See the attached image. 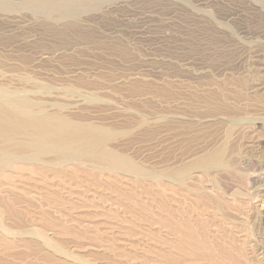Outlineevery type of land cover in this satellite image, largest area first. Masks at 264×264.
<instances>
[{
    "label": "rangeland",
    "instance_id": "374dc122",
    "mask_svg": "<svg viewBox=\"0 0 264 264\" xmlns=\"http://www.w3.org/2000/svg\"><path fill=\"white\" fill-rule=\"evenodd\" d=\"M16 1L17 0H12L14 4L16 3ZM19 1L20 0H18L17 3L15 4L19 7L17 8L13 4L14 7L12 11L0 10L1 25L4 19L6 20V22L5 20L4 22L8 23L6 27L5 26L3 27V25H6L5 23H3L2 26L0 25V30H4L5 28L4 31H6L5 33L3 31H0L1 34L0 51L2 49L0 53L1 54L0 58L2 57H3L2 59L6 58L5 65H2L3 67L0 66V69L4 70L9 66L11 72L10 70L8 71L7 68L6 71L4 70V74L7 75L8 74L7 71H8L9 74L14 73L13 75L19 78V74H21V72L23 73V71L24 73H26L29 68V70L31 71H28L26 74L36 84L37 83L39 84V82L41 83L43 80L44 82H42V84L49 85L50 92L49 89L47 90L48 94L45 91H39L38 93L40 95L42 93L40 97L42 99H46V95L49 96L52 94L49 97L54 98V100L56 99L55 101H61V103L65 107L66 104L64 103H67V108L65 107L63 108L62 105L61 109L64 113H65L64 110H66L65 114H67L68 116L71 117L73 116V118L76 117V119L79 118L82 120L85 119V116L87 117L89 116L90 118L92 117L91 120L90 118L87 119L89 121L94 122V120L96 119L98 120V122H100L102 120L103 122L101 123L106 126L110 125L111 123L110 127H113L114 126L113 123H114L115 128H119V129H123V128L125 129L127 128V126L128 128H130L131 126L133 130L131 134L133 136L132 135L122 136L118 140L119 141L118 143L115 142L116 145H118V147L117 146L116 147L118 149L122 147L121 149L123 152L125 150V153L135 158V160L137 159L136 161L139 160V163L142 162V165L146 167L149 166L150 168H153L152 166H154V169H157L160 166H163L164 164L167 163L178 164L181 162L182 159L184 160L187 159V157H189V153L192 152L191 154H195L198 151H200L202 148V144H204L203 145L204 147L205 146L207 147L208 145H212V141L214 140V138H216L215 140L219 138L217 142L221 141L220 139H222V136H219V133H221L220 130H222V134H223L224 131L223 129L225 128L224 124H226L228 120L225 121L224 119L225 117L224 118L222 117L223 118L222 119L221 116L219 117L216 116V114L223 115L221 110H220L221 112L219 111V114L217 113L218 112L217 110H216L217 112H215V110H211L212 111L211 115L213 114L212 117L209 114L210 112L207 111L208 109H206L205 103L203 102L204 106L201 104L202 99L203 101H205L206 97L208 96V93L216 90L213 89L215 86H218L220 88V86L217 85L219 83L220 84L223 83L221 84L223 88H221L220 90L223 89L224 91L226 89L225 92H227L229 88L230 91L233 88H238V89H233L234 92L232 91L230 93L229 92L227 93L228 100L226 101L227 104L230 105V103L233 104V101L235 102L236 99L237 105L236 103L233 105L237 106V108L240 109V111L241 108L239 107H242V111L236 117L238 118L240 117L241 120H243V122L240 119H238V122L235 125V128L238 130H233L231 133L232 137L237 136L238 139L236 137H233V139L232 137H230L231 139L229 140V144L230 142H232L231 140H233L234 142V143L232 142L233 145H231L232 143L230 145L233 146V148H235L233 153V148L230 146L231 153L229 154L232 157L230 158L231 159L230 161H233L234 164V161L236 159H237L236 161L240 160L239 161L240 163L238 164L240 165V168L242 170L239 169L240 170L239 172L237 169V167L239 168V165L234 166L237 164V162L235 161V164L233 165L232 168L235 167L234 169L237 172L234 171V169L232 168H230V171L229 169H222L223 171L221 169H212L210 171H214V172L212 173L209 171L210 175L207 174L208 172L205 173L204 179H202V182L204 180L203 184L204 185L208 184V187L201 184L198 185V183L195 182V184L198 186L201 185L207 189H211L210 193H212L213 190V194L216 193L218 196L221 194L219 198V200H223L221 204H219V200L218 201L215 200L214 202L211 201L210 203V205L212 204V202L213 204L215 203L214 205L213 204L211 205L213 206L212 208H216V206H218L219 204L218 207L220 210H218V212L220 211L219 212L220 214L218 215L217 212L218 208L216 210L213 209L215 210V213L211 210H210L211 212L206 210V211H202V213L200 214L198 213V210H195V208H197L196 206H194L195 204L189 205L190 203H192L191 201H189V199L187 200V198L184 197L183 199L181 198V196L180 199L179 195L177 194L175 195V197L174 195L170 194L169 195L170 200H172L171 198H173L172 200L173 202H170V200L169 202L171 204L170 206H173L176 203V201L179 202L180 200H182L180 202L181 204L184 203L185 206L189 205L186 206L187 208L191 206L190 207L191 209L190 208L189 209L194 213L195 216H193L192 213L193 217H196L197 214L199 218L200 217L199 215H201L202 221L204 220L203 225H205L210 230V232L215 231L213 234H215V236L219 239V241H221L220 243L216 244L218 246L216 248H221L224 239L231 240V235L230 234L228 235L229 229H232L231 232H234L235 228H237L239 234H237L238 231L236 229L235 233L238 236L235 235L237 236L236 239L235 240L232 239L230 245L231 253L227 250L228 255H231V257L239 256V251L237 248H239L241 242L240 235L244 234L248 240V242L246 241L247 243H245L246 246L244 245L245 247H244L243 255L246 257L245 261L248 259L251 262L250 263L247 260L248 264H253V263L264 264V226L262 225L263 223L261 221L260 214L258 216V212L261 209L260 206H262L263 204L264 207V130H263L264 129V89H263L264 87V0H105V1L102 0V2L101 0H98L97 1L98 3L97 2L96 4L92 3L94 4V6H92V4L91 6L89 4V7L88 5H80V4L77 5L75 7V11L71 13V15L73 14V16L71 15H66V16L63 15L64 17L59 16L60 20L63 17L61 23L59 20H57L58 18H56L54 14L52 15L56 18V20L51 14H47V13L44 14V12L38 13V11L36 10H33L31 8L28 9L29 7H26L27 8L26 10L24 5H23L24 7L23 9L21 7L22 6L21 3H18ZM84 6L86 8H84ZM15 7L17 10L15 9ZM77 7H78V11H80V13L77 12V15L79 14L78 16L74 15L76 14L75 12L77 11ZM83 8L85 10H83ZM30 10L32 14L29 13ZM2 13H4L3 18H1ZM37 13L39 14V16ZM7 14H9V16ZM43 16L44 19L46 18V21L45 20L42 21ZM67 16L68 19L66 18ZM12 18L13 19L15 18L16 20L15 19L13 20ZM52 19H54L53 22L51 21ZM69 19L70 21L73 22V23L71 22L72 24L70 23ZM12 21L14 23L11 24L10 22ZM67 21H69V23ZM74 23L76 25H73ZM21 28L22 30L25 28V31L24 30L22 31ZM12 29L14 30V32ZM8 30H12V32L9 31L11 32L9 33ZM10 35L12 36L15 35V36L14 38L12 36H11L12 38L11 37L9 38ZM25 38H27L26 41L24 40ZM22 41L23 42L25 41L24 44L21 43ZM14 48L16 51L14 50ZM18 48L20 51L18 50ZM24 48H26L27 53L25 52ZM31 48L32 50L34 48V51H32ZM45 48L48 49L46 50ZM62 48L64 49L67 48L66 50L68 52L66 50H63ZM7 49L10 51L11 54L8 52ZM41 49L44 50L43 53L47 57V59L43 58L46 59L45 63L43 59L41 60L39 57L40 55L41 56L43 55L41 53L42 52ZM4 50L7 52L6 53L3 52ZM21 50L24 53H22ZM28 50H31V52L34 53L36 50L37 53H35V55L34 53H32L34 55L32 57L30 55L31 52L30 51L28 52ZM45 50L46 51L49 50V52H46ZM62 51H64V53ZM123 51L125 54H123ZM13 52L14 54H12ZM52 52H54V55L52 54ZM4 53L8 55H5ZM18 53L21 54L22 57L19 56ZM49 53L50 56H48ZM67 53L71 54L72 56L76 53L75 57H77V60L74 58L75 60L73 61L74 56L71 57V55L69 56ZM9 54L11 56V58L9 57L11 62H8L7 57L9 56ZM24 54L30 57V59L31 58L33 59L35 58V59L34 61L33 59H31L32 63L26 62V64L29 65L23 66L24 70H22L23 69L21 68L22 66H20L19 68V65H21L19 64L20 63L19 60L20 58L24 57L23 56ZM64 54H66L67 56ZM4 55L6 57H4ZM13 55H15L14 56L15 61L16 59L19 60L15 62L13 60ZM56 55H59V57H63L62 61L61 58L59 59V57ZM27 56H25V58H27V60L30 61V59H28ZM51 57H54L53 58L54 60ZM68 59L69 60L72 59L70 62H74V63H70L68 61L66 62L67 66H65L64 60L67 61ZM56 60L57 61L60 60L58 62L60 63L64 62V64L61 63L59 65L57 64L58 62ZM41 61L45 64L44 68L42 67L43 63ZM51 61H54V63ZM9 63L11 64L12 67L10 66ZM49 63L51 64L50 67L48 65ZM69 63L73 65H70ZM30 64H33V67ZM56 64L59 65V67H66V68L64 69L61 68L63 71L59 69V74H58L56 70L59 67ZM74 64L75 65L78 64V65L75 66ZM46 65L48 66V68ZM15 66L16 68H14ZM51 67L52 69L49 70V68ZM13 68L14 70L18 68L19 72L18 70L16 71L19 74L16 75L17 72L13 71ZM42 68L43 70H41ZM36 69L38 71H35ZM64 70H66L68 74ZM73 70H75V72H73ZM48 71L49 73H47ZM31 72L33 73V77ZM50 72L52 73V77L51 75H49ZM54 72L56 73L55 75L53 74ZM0 73H2V71ZM4 74L0 75V84L7 86L11 89H18L19 87L21 89V87L23 86L25 87L26 84L28 86L26 88H31L32 84L36 85L32 81L30 83L31 79H28V81L24 82L22 80H19L20 78L16 79L14 77L12 81L11 79L13 75L10 77L7 75L8 77L7 76L4 77ZM60 74H64V75H60ZM72 74L74 76L71 77ZM89 74L90 77L92 78H89ZM80 75L85 78L81 77ZM84 75H87L88 79ZM76 76L78 80L80 78L81 79L79 81H75L77 80ZM50 77L52 79H50ZM57 77H59L60 79L62 78L61 81L60 80L56 81ZM67 77L68 78L71 77V78L68 79ZM63 79L64 81H62ZM72 79H73V83H72ZM82 79L83 81L85 80L84 81L85 83L83 81L81 82ZM90 79L93 84L90 82ZM97 79L100 80L98 81ZM69 80L71 82H68ZM86 80L87 81L89 80L88 82L90 84H88ZM92 80L93 81L96 80V81L93 82ZM6 81L11 83H7ZM74 81L76 83L80 82L82 85H80L79 83L78 86H81V88H79L74 83ZM96 82L101 84L98 85V83ZM113 82L116 84V86L115 84L113 85ZM164 82L165 84L170 83L168 86L173 84L175 88L173 86L170 87L172 88L171 92L173 91V94L170 92V96L172 94V96L176 95L177 97L175 96V98L173 97L171 98L168 96L169 97L168 98L166 95H169V93L167 94L163 93L162 96L165 98L162 97V99H159L161 98L160 96L161 94L160 93L157 94L158 91L156 90L152 91V88H150V86L152 87V85H155L153 89H158L160 86L165 85ZM68 83L69 85L71 84L73 85V86L71 85V88L73 87L72 89L73 91L74 89L77 90L79 88L78 90L79 93L81 92V94H77L78 91L77 90L72 95L71 92L73 91L71 90V88L66 90L65 88H67ZM118 83L121 85H119ZM130 83L132 84L130 85ZM259 84L260 85L262 84L261 86L263 87H261ZM29 85H31V87ZM62 86L64 88H60ZM75 86H77V89ZM136 86L138 89L140 87L139 93H143L142 90L144 88L145 94L143 95L140 94L139 96L138 95L139 93H137L138 90H136L137 88H135ZM251 86L253 90H251L252 89ZM115 87H117L118 89ZM128 87L130 89H128ZM211 87H213L212 91H211ZM218 87L215 88L219 89ZM58 88H60L59 91L60 94L58 92ZM134 88L136 91H133ZM243 88H245L246 90H244ZM53 89H55V91ZM202 89L205 92L202 91L200 93L199 91H201ZM69 90L71 91L69 92ZM238 90L242 92L243 95L246 91L245 93L246 96L244 95L240 98L235 96V91H237V93H240L238 92ZM174 91L176 94L174 93ZM191 91L196 93L197 98L196 96H194L195 93L194 95L191 94L192 93ZM33 92L37 93V90L35 91L34 89ZM33 92H31V94H33ZM57 92L59 96H62L61 100L60 97L56 95ZM151 92L153 93L155 92L154 95L152 94L151 96L150 95ZM38 93L32 95V97L34 98L35 96V98L37 97L39 98ZM54 93L56 94L54 95ZM198 93H200L199 97L202 96L201 98L198 97ZM44 94L45 97L43 96ZM190 94L192 95V97ZM155 95H157L158 97H156ZM82 96L83 97L86 96L87 98L91 97L92 101H90L91 98L87 99L85 97L83 98L85 101L84 102L82 100ZM49 97H47L48 100L53 101L51 98L49 99ZM138 97L140 101H138ZM194 97L195 100L193 99ZM229 97H233L234 99L230 98L231 99L230 100ZM186 98L187 99L189 98V100H187ZM75 99L78 102L81 101V103L79 104L77 103L76 105L75 102L77 101ZM166 99H168L167 102L165 101ZM250 99L253 101H251ZM108 100H112L113 103L109 101L110 104L108 103L107 106L106 103L108 102ZM161 100L165 102L160 103ZM169 100H171V102ZM193 100L195 101L197 106L201 105L203 108L200 109L201 106L200 108L197 107L194 104ZM100 101H104V102L106 101V102L100 103ZM199 101L200 103H198ZM82 102L84 103L82 104ZM169 102L170 105L172 104V106L169 105ZM189 102L190 104L195 105V106H191L193 107L192 109L189 106L190 105ZM163 103L165 104L167 103V104L165 105ZM186 104L187 107L189 108L188 110L186 108ZM160 105L163 106L161 107ZM164 106H166L167 109ZM169 106L172 112H169L170 111ZM121 108L122 110L123 109L124 110L121 111ZM159 108H161L162 111ZM164 108L166 109L165 112H164L165 110ZM185 108L187 111L185 110ZM126 109L131 111L130 112L128 110L125 111ZM116 111L117 112L120 111V112L117 113ZM159 112L160 114L162 113V115L164 112V116L160 115ZM177 112L182 114V117H180V115L176 116L175 114ZM204 112L207 113L208 116L207 119H206L207 116H205L206 114ZM138 113L140 116H142L141 119L143 120L146 119L145 121L147 122L150 120L149 122L151 123L150 124L148 122L150 124V126L148 127L143 126L145 129L147 128V131L144 135L142 133L145 132L144 128L143 127L141 128L140 126V129H142L140 131L139 127L136 125V123L138 124L137 120L140 119ZM155 114L159 115V119L157 117L158 115H156L155 117ZM169 114L172 117L175 116L178 117L177 119L181 121L182 120L188 121L191 118L190 114L193 115L192 116L193 118L191 119L196 120L198 118L199 120L200 119L201 120L198 121V123L195 121L197 124V126L195 125L193 126L195 128L197 127L195 130L193 127H191L193 129H191L190 127L188 129V127L186 128L184 126H183L184 128H180V130L177 128L176 129L173 128L174 129L173 131L175 132L174 135L173 131L171 129H169L170 131H168V128H166L165 126H164V129L166 128L165 130L163 129V126L158 130V126H160L161 124L159 120H165L167 119L168 116H169L168 118H170L171 116ZM209 116L211 119H209ZM215 118H218V120L216 119L217 120L216 122L213 121V119ZM244 118L245 119L248 118V119L245 120ZM208 119L209 122L213 121L211 127L210 126L208 127V125L206 127V124L209 125L211 124V122L208 123ZM261 119H263L262 120L263 122L261 121ZM96 120L95 122L98 123ZM218 121L220 123H218ZM222 121H224V123ZM260 121L262 122V124ZM147 122L146 124L148 125ZM238 123L243 124L242 128H241V124L237 126ZM134 124L138 127V129H136V126L133 129ZM203 124L205 126H202ZM217 124L221 126L218 127L220 129L219 131H217L218 130ZM244 124L245 125L247 124L246 128L248 129L244 127L245 126ZM125 125L127 126L125 127ZM152 125L154 127H152ZM155 125H157V127ZM198 126L200 127V129L202 128L203 130H200ZM212 126H214V128ZM204 127H205V131H209V134L211 133V135L213 133V135L215 136V134L218 133V136L216 135L218 138L216 136L213 137V135L212 136L208 135V132H204ZM243 127L245 128L244 130ZM153 128L156 129L153 130ZM214 129L215 130L217 129L216 130L217 133ZM241 129L243 130V132L241 131L242 133L239 132L241 133V135L235 132V131L238 132ZM210 130H212V132ZM197 132H199L200 135H198ZM201 132L203 133V137H202L203 142L201 138L197 137V136H201L202 134ZM148 133H151V136ZM185 134L186 136H184ZM126 137L127 138L129 137L128 138L129 141ZM209 137L210 138L213 137V138L208 144V140H210ZM125 138L127 139V141L124 140ZM198 139L202 142L201 144H199V146H198V142H199ZM234 139L237 141H235ZM120 140H124V142H121ZM217 142L215 141L214 144ZM115 143H113L114 146ZM235 150L240 153L238 154V152H236ZM184 151L186 155H184L185 154ZM180 154L181 156L182 155L184 156H182L181 158ZM167 155H169L168 159H167ZM162 156H164L163 157L164 159L163 158L161 159ZM174 158H175V162H174ZM233 158H235V160H232ZM169 159L171 161H168ZM160 160H162L163 163H160ZM165 160H167L166 163ZM231 169L233 172L231 171ZM234 172H236L237 174L236 173L234 174ZM257 174L259 177L257 176ZM213 183L215 185H213ZM136 187H132L131 189V187L128 186V188L131 189L130 195H122L119 192L112 193L109 190H106L102 187L99 188L101 189L100 192L98 191L99 189L97 188L96 192H100L99 194L97 193V195H100V197L102 195L101 198H103V196L106 195L104 196L103 199H101L100 197L95 198L100 206L103 205L101 203L106 201L104 202L105 205L104 211L99 212V215L97 216H92L93 214H87L85 210H80V209L78 210L82 215L81 216L82 220H85L84 222L85 225L87 226L88 235L94 234L91 232L92 229L93 231H99V233L102 232L100 240L95 238L97 241H94L88 235H83L84 237H79V236L77 237V234L74 232V230H77L78 226L75 225L76 224L75 222H72L69 219H67V221L64 222L66 223L65 224L66 227L70 228V231L68 232L61 233L55 227H50V228L43 227V228L45 229V231L47 230V234L49 235L48 237L50 238V240L53 241L59 248L67 251H73V253L78 255V257L81 258L82 261L87 262L89 264H112V262L108 260V258L114 257L111 253L107 252L106 251L107 249L105 250L103 246H98L99 249L93 250L90 245L92 243V240L93 242H96L100 245H104L105 244L104 242L108 243L112 247L109 248V250L110 251L112 250L114 251L115 254H117V257L116 256L115 257L117 259L121 258L120 262L122 260L123 261L127 260L129 262V260L125 259L123 255L134 256L137 258L133 260V262H131L130 260V263H127L125 261L124 263L122 261L124 264L126 263L127 264H163L162 258L158 255V253H161L163 249L169 248L172 241H170L168 237L163 235L166 232V230L161 228L159 224L155 223L156 220L155 217L157 216L159 210L157 193L155 191H144V189H142L139 185H137ZM102 189H104V192ZM103 193L106 194L103 195ZM243 193L247 196H245ZM108 195L110 198L107 201ZM232 197L235 198V200ZM89 198H92L91 195L89 196ZM99 198H100L99 200L100 202L98 201ZM174 198H175V203H174ZM247 198H249L248 201ZM50 200H51L50 202H53L52 199ZM226 200L227 203L228 202L230 203L232 201L233 206L231 203L230 204L228 203L230 207L228 206V208L226 209V204H227ZM132 201L140 202V204L131 209L125 207V205H122L124 204L123 202H126V204L127 202L132 204ZM249 201L251 203H249ZM185 202H187V204H185ZM247 202L249 203V205H247ZM235 203L238 204L237 207L240 206V204L241 205L243 204V206H245L244 210L246 211L240 210L241 213H239L238 211L240 207L239 208L235 207L236 206ZM110 206L112 207V209ZM221 206L224 207V209L220 208ZM249 206L250 208L252 207L251 210ZM228 209L229 210L232 209L231 213L233 214H235L234 212H236L235 211L236 209H238V211L236 212L235 215H232L230 211L226 212ZM221 210H223V212H221ZM243 211L245 213H243ZM206 212H208L209 214ZM224 212H226L227 215L228 213L231 214L232 219L233 218L234 219L231 220L230 217L226 218V214ZM216 214L219 217L216 218L215 217ZM223 214H225V216ZM52 215H54L53 218L58 217L56 213H52ZM201 217L199 218V220H201ZM223 217L224 219H222ZM221 219L224 220V222L227 220L225 223L228 225V227L224 225L225 223L221 222L222 221ZM228 223L235 226L232 227ZM199 224L198 225L201 226V223ZM73 225L76 226V229L72 228ZM85 225L82 226L84 227ZM217 225H220L218 226V231L216 230ZM128 226H131V228L137 230L138 232L140 231V233L135 236L128 234V228H129ZM78 229L79 231L81 230L80 228ZM52 230H55L57 232L55 233L56 236L54 235V232ZM103 231L107 233H104ZM244 235L242 237H244ZM249 245L251 246V251H253L251 253L252 255H249L250 254ZM155 247L157 248L158 251L154 250L156 249ZM24 249H25L24 247L20 246L16 248V251H24ZM220 252L221 250L218 252L219 255H221ZM9 253H10L9 257L12 258L15 256L13 254L15 253V251ZM106 254L108 256L110 255V257L108 256H107L108 258L105 257ZM223 254L226 255L227 253H223ZM249 256L253 258H251L250 260ZM9 257L7 256L6 259L10 260L11 258ZM18 257L20 258V256L16 255V257L12 258V260L10 261H14L15 264L16 263L21 264L23 263V260H24L23 264H41V263L47 264L44 263L45 261H42L41 257L37 258L33 254H27L23 258L21 256L22 259L20 258V260L22 261L16 259ZM9 260L8 262H10Z\"/></svg>",
    "mask_w": 264,
    "mask_h": 264
},
{
    "label": "bare ground",
    "instance_id": "6f19581e",
    "mask_svg": "<svg viewBox=\"0 0 264 264\" xmlns=\"http://www.w3.org/2000/svg\"><path fill=\"white\" fill-rule=\"evenodd\" d=\"M17 1H16V3H17ZM97 1L98 0H20L18 3H21V5H22L21 7L23 9H24L23 5H24L26 10H27L26 7H29L28 9L31 8L33 10L38 11V13L44 12V14L45 13L51 14V15L54 14V16L56 18H58L57 20H59L61 23L63 20V17H64L63 15H65V16L71 15V13H73V11H75V7L77 5H79V4L80 5H88V7H89V4L91 6L92 3L96 4ZM101 2H102V0H101ZM13 4L14 3L12 2V0H0V10L1 11H12L13 7L15 5V4L14 5ZM15 6L17 8L19 7L17 5H15ZM92 6H94V4H92ZM16 7H15V9H16ZM79 8H81V7H79ZM84 8H86V7L84 6ZM84 8H83V10H85ZM39 11H41V12H39ZM77 12L80 13V11H78V7H77V11L75 12L76 14H74V15H77ZM29 13H31V10ZM0 14H1V12H0ZM3 14L4 13H2L1 18L4 17ZM14 14H16V13H14ZM7 15L9 16V14H7ZM38 16H39V14H38ZM59 16L60 17L63 16L61 20L59 19ZM71 16H73V14ZM56 18H55V20H56ZM66 18L68 19V16ZM4 20L2 21L3 23L6 22V20H5V22H4ZM43 20L46 21V18L44 19V16L42 18V21ZM53 20L54 19H52L51 21L53 22ZM69 21H70V19H69ZM69 21H67V22L69 23ZM71 22L72 21H70V23ZM3 23H2V25H3ZM10 23L12 24L14 22L12 21ZM45 23H48V22H45ZM65 23H66V20H65ZM65 23H64V25H65ZM5 24L6 25H3V27L4 26L6 27L8 23H5ZM0 25H1V23H0ZM73 25H76V24L74 23ZM4 30H5V28H4ZM4 30H0V31H3L5 33L6 31H4ZM12 30H8V32L9 31L12 32ZM21 30H22V28H21ZM23 30L25 31V28ZM11 32H9V33H11ZM13 32H14V30H13ZM12 35H10L9 38ZM14 36H12V37L14 38ZM19 38H22V37H19ZM26 39L27 38H25L24 40L26 41ZM24 42L22 41L21 43L24 44ZM12 43H13V41H12ZM14 47H15V45H14ZM64 48H62V49L63 50L67 49V48L66 49H64ZM24 49H25V52L27 53L26 48H24ZM43 49H41V51H42L41 53L43 54L42 56L41 55L39 56L37 54L41 60L43 58L47 59V57L43 53V51H44ZM45 49L47 50L48 48H45ZM10 50H11V48H10ZM14 50H15V48H14ZM18 50H19V48H18ZM31 50H32V48H31ZM31 50H28V52L29 51L31 52ZM36 50H37V48H36ZM36 50H35V53H37ZM59 50H60V48H59ZM1 51H2V49H1ZM1 51H0V53H1ZM12 51H13V49H12ZM32 51H34V48ZM70 51H71V49H70ZM127 51H128V49H127ZM3 52L6 53L7 51L4 50ZM8 52L10 53L9 50H8ZM21 52H22V50H21ZM46 52H49V50ZM62 52L64 53V51H62ZM22 53H24V52H22ZM32 53H34V52H31L30 55L33 57L35 55V53H34V55ZM41 53H39V54H41ZM55 53H56V51H55ZM61 53H60V55H61ZM10 54L7 57L8 62H11V60L9 59V57L11 58ZM12 54H14V52ZM52 54L54 55V52H52ZM67 54L69 56L71 55L69 53H67ZM123 54H125L124 51H123ZM5 55H8V54H5ZM5 55H4V57H6ZM18 55L22 57L21 54L18 53ZM64 55H66V54H64ZM75 55H76V53L73 55L74 57L71 55V57H73V61L75 59L77 60V57H75ZM77 55H78V53H77ZM14 56L15 55H13V60L15 59ZM16 56H17V54H16ZM23 56H24L23 58L19 57L20 60L18 59L20 62L19 64H21V65H19V68H20V66H22L21 68H23V66H28L29 64L27 65L26 62L32 63L31 59H33V58L30 59V57H28L25 54ZM25 56H27L28 59H30V61H28L27 58H25ZM48 56H50V53ZM56 56L59 57V55H56ZM66 56H65V58H66ZM2 58H0V66L1 67H3L2 65H5V63H6V60H5L6 58H4V59H2ZM51 58L53 59L54 57H51ZM60 58L62 61L63 57H59V59ZM34 59H33V61H34ZM46 59H43L44 63L46 62L45 61ZM18 60L16 59V61H18ZM71 60L72 59H70V60L68 59L67 61L64 60L65 64H64V62L63 63L61 62V63L64 64L65 66H67L66 62H68V61L70 62ZM58 61H60V60H58ZM36 62H38V61H36ZM51 62L54 63V61H51ZM44 63L42 66L43 68L45 67ZM61 63L58 62L57 64L60 65ZM70 63H74V62H70ZM33 64H30V65L33 67ZM17 65H18V63H17ZM40 65H42V64H40ZM48 65H49V67L51 66L50 63ZM56 65H54V66H56ZM59 65H57V66L59 67ZM70 65H73V64H70ZM77 65L78 64H76L75 66H77ZM7 66H8V64H7ZM10 66H11V64H10ZM13 66H14V64H13ZM16 66L14 68H16ZM34 67H35V65H34ZM69 67H71V66H69ZM72 67H74V66H72ZM7 68H8V71L10 70V72H11V69H9L10 67L8 66ZM7 68L4 70L6 71ZM14 68H13V71L18 70V68L15 70H14ZM43 68L41 70H43ZM47 68H48V66H47ZM61 68L64 69L66 67H59L57 69L58 71L56 70V72H58V74H59V69L62 70ZM30 69H31V67H30ZM37 69L35 71H38ZM51 69H52V67L49 68V70H51ZM4 70L0 69V72L2 71V73H0V75L4 74ZM22 70H24V68ZM8 71H7V73H8L7 75L9 77L14 74L13 72H12L13 74H11V73L9 74ZM25 71H27V70H25ZM28 71H31V70H29V68H28ZM44 71H45V69H44ZM64 71L66 72V70H64ZM18 72H19V70H18ZM18 72L16 73V75L19 74ZM51 72L49 75H51V77H52ZM73 72H75V70H73ZM26 73H24V71H23V73L21 72V74H19L20 79L13 75L11 80L13 81V78L15 77L16 79L22 80L24 82L28 81V79H31V78H29V76ZM38 73H36V74H38ZM47 73H49V71ZM66 73L68 74V72H66ZM66 73H64V74H66ZM53 74L55 75L56 73L54 72ZM64 74H60V75H64ZM78 74H81V73H78ZM7 75L4 74V77ZM38 75H40V74H38ZM44 76H45V74H44ZM72 76H74V75L72 74L71 77ZM84 76H86V78H87V75H84ZM32 77H33V73H32ZM51 77H50V79H52ZM71 77H69V78H71ZM81 77H83V76H81ZM58 78L59 77H57V79L55 78L56 81H59V80L61 81L62 78L61 79L60 78L58 79ZM67 78H64V79H67ZM76 78H77V76H76ZM83 78H85V77H83ZM89 78H92V77H90V74H89ZM8 79H10V78H8ZM64 79L62 81H64ZM74 79H75V77H74ZM53 80H54V78H53ZM79 80L77 78V80H75V81H79ZM97 80L99 81L100 79H97ZM31 81L33 83H35L32 79L30 80V83H31ZM75 81H74V83L78 86V84L80 82L76 83ZM82 81H83V79L81 80V82ZM95 81H93V82H95ZM16 82H17V80H16ZM16 82H13V83H16ZM18 82H20V81H18ZM42 82H44V81L42 80ZM42 82L41 83L39 82V84L35 83L36 85L32 84L33 88L31 87V85H29L31 88H26V87H28L26 84V86L21 87V89L19 87L18 89H20V90L11 89L7 86L0 84V264H15L14 261H10V260H12V258H15L16 255L20 256V258L22 256V258H23L27 254H33L37 258L41 257L42 261H45L44 263H47V264H89L87 262L82 261L81 258L78 257V255L73 253V251H67V250L59 248L53 241L50 240V238L48 237L49 235L47 234V230L45 231L44 228L45 227L46 228L55 227L61 233L62 232H68V231H70V228L66 227V225H65L66 223H64V222H66L67 219H69L70 221L75 222L76 223L75 225L81 229L80 231L78 228H77V230H74V232L77 234V237L78 236L84 237L83 235H88L87 226L85 225V222H84L85 220H82V218H81L82 215L80 214V212L78 210L79 209L85 210V212L87 214H93L92 216H97V215H99V212L104 211V208H105L104 202H106V201L101 203L104 205V207H103V205L100 206L95 199V198L100 197V195H97V193L99 194L101 192V189H99L100 187H102L106 190H109L112 193H118L119 192L122 195H130L132 187H136L137 185H139L142 189H144V191H155L157 193L159 210H158L157 216L155 217L156 218L155 223L159 224V226H161V228L166 230V232L163 235L168 237L170 239V241H172L169 248L163 249V251L161 253H158V255L162 258L163 264H248V262H250L248 259H247L248 262H247V260L245 261L246 257L243 255L244 254V247L246 246L245 243L248 242V240L244 234H243L244 237H242L243 235L241 234L240 235L241 239L239 238L243 244L242 245L240 242L239 248H237L239 251V256L231 257V255H228L227 250L231 253L230 245H231L232 239L235 240L236 237L238 236L237 235V234H239L238 229L235 228V230L237 229V231H238L237 234L235 233V230H234V232H231L232 229H229L228 235L229 234L231 235V240H225L224 239V241L222 242L221 248H216V247H218L216 244L220 243L221 241H219V239L215 236V234H213L215 231L210 232V230L205 225H203L204 220L202 221L201 215H199L201 217V220H199L200 217L198 218V215L196 213H195L196 217H193L195 215L192 211H190L191 206L189 207L190 209L186 207V206H189L191 204L192 205L195 204L194 206L197 207V208H195V210H198V213H200V214L202 213V211H206V210H208L209 212L213 211L214 213H215V210L217 208H218L217 212H218V210H220L218 206L223 201V200H219L221 194L218 193V194H220L218 196L215 193V190H214L215 194H213V190H212V193H210L211 189H207L201 185H204L203 184L204 180L202 182V179H204L205 173L208 172L207 174L210 175L209 171L212 169H221V170L222 169H229V171H230V168L233 167V165L235 164V161L237 160V159L235 160V158L232 159V160H235L234 164H233V161H230L231 160L230 158H232L231 155L229 154V153H231L230 152V146L233 145L234 142H233V140H231L233 143L230 142V144L232 143L230 145L229 140L231 139L230 137H232L231 136L232 131L238 130L235 128V125L237 124L238 119L241 120V118L240 117L238 118L236 116L240 114V112L242 111V107H239V108H241V111H240V109H238L237 106L233 105L236 103V99H235V102L233 101V104L230 103V105L227 104L226 100H228L227 99V97H228L227 93L228 92L230 93L232 91L234 92L233 89H238V88H233L231 91L229 88V90L227 92H225L226 89L224 91H223V89L220 90L221 88H223V86L221 85L223 83H221V84L219 83L217 85H219L220 88L218 86H215V87H218L219 89H217L215 87L214 88L211 87V91H212V88L216 89V90L208 93V96L206 97L205 101H203V99H202L201 104L204 106L203 102L205 103V107H206V109H208L207 111L210 112L209 113L210 115L212 112L211 110H215V112L218 111L217 112L218 114H219V111L221 110L223 115L224 114L225 115L223 116L222 114L221 115L216 114V116H218V117L221 116V118L225 117L224 118L225 121L228 120V122H226V124H224L225 128L224 129L221 128L224 130L223 134H222V130H220L218 128L221 126H219L217 124L218 130L217 129L216 130L217 131L220 130V132H221V133H219V136H222V139H220L221 141L217 142V140H219V138L217 137L218 133L214 129L217 133V134H215V132H214V134H215V136L217 135L216 137L218 138L217 140H215L216 138H214V140L217 143L214 144L215 141L213 140L214 142L212 141V145H208L207 147L206 146L204 147L203 146L204 144H202V148L204 147L203 149L200 146V148H201V150L199 148L200 151L197 152V150H198L197 149L196 150L197 153H195V152H194L195 154H191L192 152L189 153V157H187V159H185V160L182 159L183 161L181 160L180 163H178V164L167 163L164 165L162 164L163 166H160V164H159L160 167L159 168L156 167L157 169H154V166H152L153 168H150L149 166L146 167V166L142 165V162L139 163V160L136 161L137 159L135 160V158H133L129 154L125 153V150L123 152L121 149L122 147L121 148L119 147L121 150L117 148L118 145H116V143L119 142L118 140L122 136L132 135L131 133L133 130H132L131 126H130V128H128V126L125 125V127L127 126V128L119 129V128H115L114 123H113L114 126L110 127L111 123H110V125L106 126V125L101 123V122H103L102 120L101 121L99 120L100 122H98V120L95 119L98 123H96L95 120H94V122L89 121V120H87L90 118L89 116L88 117L85 116L86 120L84 118H83L84 120H82L79 118L76 119V117L73 118V116L72 117L68 116L67 114H65L66 110H64L65 111V113H64L61 109L62 105H63L61 103V101H55L56 99L54 100V98L49 97L52 95L51 93H50L51 95H49V96L46 95V99H42L40 97L42 95V93L40 95L38 93L39 91L47 92V90L49 89V85L42 84ZM65 82H66V80H65ZM68 82H71V81L69 80ZM90 82H91V79H90ZM167 82H169V81H167ZM7 83H11V82H7ZM72 83H73V79H72ZM96 83H98V82H96ZM88 84H90V83L88 82ZM99 84H101V83H98V85ZM114 84L115 83L113 82V85ZM131 84L132 83H130V85ZM164 84H165V82H164ZM169 84L166 83L165 85L160 86L158 89H153V87L155 85H152V87L150 86V88H152V91L153 90L158 91L157 94L158 93L161 94L160 95L161 98H159V99H162L163 93H166V94L169 93V95H166L167 97L169 96L171 98L172 97L175 98L176 95L172 96L173 91L171 92L172 88H170L171 86H173V84L171 83L172 85L168 86ZM22 85H23V83H22ZM68 85H69V83L67 84V88H65L66 90L71 88L72 84L69 85L70 87ZM80 85H82V84L80 83ZM119 85H121V84H119ZM77 86H75L76 89H77ZM115 86H116V84H115ZM78 87L81 88V86H78ZM117 87H119V86H117ZM117 87H115V88H117ZM261 87H263V86H261ZM60 88H64V87L62 86ZM60 88H58V92L60 91ZM135 88H137V86ZM135 88L133 91L138 90L137 93H139L140 87H139V89L137 88L136 90H135ZM251 88H252V86H251ZM34 89H35V91L37 90V93L39 94V98L37 96H36L37 98H35V96H34V98L32 97V95L37 94V93L33 92ZM72 89H73V87L71 88V90ZM128 89H130V88L128 87ZM203 89H205V88H203ZM203 89L199 92L200 93L202 91L205 92ZM243 89L246 90L245 88H243ZM263 89H264V87H263ZM53 90L55 91V89H53ZM71 90H69V92ZM77 90H75V89H74V91L72 90L73 92H71V94L73 95V93H75V91H77ZM251 90H253V88ZM142 91H143V93H139L138 94L139 96H140V94L141 95L145 94L144 88ZM31 92H33V94H31ZM49 92H50V89H49ZM58 92H57V94L54 93V95L55 94L58 95ZM147 92H149V91H147ZM170 92L172 93L171 96H170ZM238 92H240V91L238 90ZM154 93L151 92V94L150 93H148V94H150L152 96V94L154 95ZM174 93H175V91H174ZM194 93L195 92H192L191 94L194 95ZM200 93H198V97H199ZM245 93H246V91H245ZM245 93H244V95H245ZM47 94H48V92H47ZM59 94H60V92H59ZM77 94H81V92L79 93V90H78ZM192 95H191V97H192ZM244 95L242 94V92L237 93V91H235V96H237L239 98L244 96ZM43 96L45 97V94ZM155 96L158 97L157 95H155ZM194 96H196V93ZM47 97H49V99L51 98L53 101L48 100ZM53 97H55V96H53ZM59 97L61 100L62 96H59ZM77 97H78V95H77ZM85 97L86 96H84V97L82 96L83 101H84L83 98H85ZM187 97H188V95H187ZM201 97L202 96H200L199 98H201ZM73 98H74V96H73ZM88 98H91V97H88ZM163 98H165V97H163ZM196 98H197V96H196ZM230 98L232 99L233 97H229V99ZM249 98H251V97H249ZM193 99L195 100V97ZM246 99H247V97H246ZM75 100H74V102H75ZM167 100L168 99H166L165 101L167 102ZM171 100H169V101L171 102ZM187 100H189V98ZM90 101H92V98ZM109 101H111L113 103L112 100H108L106 105L109 103ZM138 101H140L139 97H138ZM165 101L161 100L160 103L165 102ZM251 101H253V100H251ZM84 102H82V104ZM97 102H99V101H97ZM101 102H104V101H100V103ZM170 102H169V105H170ZM190 102H191V100H190ZM190 102H189V104H190ZM75 103L77 105V103L79 104V103H81V101L80 102L77 101ZM89 103H91V102H89ZM198 103H200V101ZM64 104H66V107L63 105V108L64 107L67 108V103H64ZM163 104H165V103H163ZM174 104H175V102H174ZM194 104L196 105L195 101H194ZM194 104L189 105L191 109L193 108L191 106H195ZM236 105H237V103H236ZM170 106H172V104ZM170 106H169V108H170ZM200 106L201 105H198L197 107L200 108ZM164 107L166 108V106H164ZM78 108H80V107H78ZM186 108H187V110L189 109L187 107V104H186ZM186 108H185V110H186ZM199 108H197V109H199ZM202 108L203 107L201 106L200 109H202ZM83 109H84V107H83ZM159 109L161 110V108H159ZM166 109L164 110V112L166 111ZM67 110H69V109H67ZM71 110H73V109H71ZM123 110L121 108V111H123ZM127 110L128 109H126L125 111H127ZM118 112H120V111H118ZM164 112H163V115H162V113L160 114V112H159V114L164 116ZM169 112H172L171 108H170ZM199 112H201V111H199ZM69 113H70V111H69ZM86 113H87V111H86ZM177 113L175 114L176 116L180 115V117H182V114H180V113L177 114ZM121 114H122V112H121ZM126 114H128V113H126ZM197 114H199V113H197ZM205 114H206L205 116H207V113H205ZM70 115H71V113H70ZM156 115H158V114H155V117H156ZM190 115H191V118H193L192 117L193 115L192 114H190ZM138 116L140 119L137 118L138 120L137 119L136 120L138 121L139 125L137 123H136V125L139 127L140 131L142 130V129H140V126H141V128L143 126H146V127L150 126V124H151L149 122L150 120L148 121L150 123L149 124L147 121H145L146 119L145 120L141 119L142 116H140L139 113H138ZM176 116L175 117L171 116L170 118H168L169 117L168 116L167 119H165V120H159L161 122V124H160V126H158V130L162 126H163V129H164V126L166 128H168V131H170L169 129H171L173 131L174 130L173 128H175V129L177 128L180 130V128H184V127L187 128L188 127V129H189V127L191 128L194 125L197 126L196 122L198 123V121L201 120V119L199 120L198 118H197L198 120L197 119L194 120V119H191L189 117L190 119L188 121H184V120L181 121V120L177 119L178 117H176ZM157 117L159 119V115ZM91 118H90V120H91ZM207 118H208V116L206 117V119ZM163 119H164V117H163ZM206 119H204V120H206ZM209 119H211L210 116H209ZM209 119H208V123L211 122V121L209 122ZM216 119L218 120V118H215V119H213V121L216 122L217 121ZM246 119H248V118H246ZM152 120H153V118H152ZM186 120H187V118H186ZM262 120L263 119H261V121ZM241 121L243 122V120H241ZM146 122L148 123V125L146 124ZM212 122L210 125L206 124V127H207V125H208V127L209 126L211 127V125L213 124ZM222 122L224 123V121H222ZM262 122H261V124H262ZM218 123H220V122L218 121ZM204 124H205V122H204ZM204 124L202 126H205ZM240 124L238 123L237 126H239ZM247 124H249V123H247ZM247 124L246 125L244 124L245 128H246ZM136 125L135 124L133 125V129L135 128ZM242 125L243 124H241V128H242ZM137 126H136V129H138ZM155 126L157 127V125H155ZM117 127H120V126H117ZM152 127H154V126L152 125ZM212 127L214 128V126H212ZM244 127H243V130L245 129ZM193 128L195 130L197 127L196 128L193 127ZM193 128H191V129H193ZM215 128H216V126H215ZM154 129H156V128H153V130ZM199 129H200V127H199ZM246 129H248V128H246ZM144 130H145V132H142L143 135L146 133L147 128L146 129L144 128ZM148 130H149V128H148ZM151 130H152V128H151ZM200 130H203V129L201 128ZM243 130L241 129L240 131H238V132L235 131V132L238 133L239 135H241ZM210 131L212 132V130H210ZM204 132H208V135H211V133L209 134V131H205V127H204ZM239 132H241V133H239ZM174 133L175 132L173 131V134ZM197 133H198V135H200L199 132H197ZM148 134H150V136H151V133H148ZM208 135H207V137H208ZM212 135H213V133H212ZM146 136H148V135H146ZM184 136H186V134ZM190 136H192V135H190ZM196 136H197V134H196ZM215 136L213 135V137H215ZM197 137L201 138V140H202L203 133L201 134V136H197ZM213 137H211V138L209 137L210 140H208V144L210 143V141L212 140ZM233 137L237 138V136H233ZM233 137H232V139H233ZM126 138L124 140L127 141V139L129 137L127 139ZM194 138H195V136H194ZM124 140H120V141L124 142ZM128 141H129V139H128ZM235 141H237V140H235ZM199 142H198V146H199V144H201L203 142V140H202V142L199 140ZM205 142H206V140H205ZM113 143H115V146L113 145ZM231 147L233 148V146H231ZM234 147H235V144H234ZM124 149H125V147H124ZM234 149L235 148H233V153H234ZM185 150H187V149H185ZM236 152H238V151H236ZM184 153H185V151H184ZM239 153L240 152H238V154ZM184 155H186V153ZM184 155H182V156H184ZM234 155H233V157H234ZM171 156H174V155H171ZM180 156H181V154H180ZM182 156H181V158H182ZM187 156H188V154H187ZM163 157L164 156H162L161 159ZM168 157H169V155H167V159H168ZM236 157H237V155H236ZM170 159L168 161H171ZM177 160H179V159H177ZM166 161L167 160H165V163H166ZM239 161L240 160L236 161L237 164L234 166L239 165L238 164V163H240ZM174 162H175V158H174ZM160 163H163L162 160H160ZM234 168H232V169H234ZM232 169H231V171H232ZM237 169L240 172V170H239V169H241L240 165H239V168L237 167ZM234 171H236V170L234 169ZM210 172L213 173L214 171H210ZM224 172H225V170H224ZM236 172H234V174ZM227 173H229V172H227ZM242 173H240V174H242ZM257 176H258V174H257ZM255 177H256V175H255ZM195 182H197L198 185L199 184H201V185L198 186L195 184ZM213 185H215V184L213 183ZM79 186H81V187H79ZM128 186L131 187V189H129ZM204 186L208 187V184H205ZM97 188L99 189L98 191H100V192H96ZM104 189H102L103 192H104ZM241 193H240V195H241ZM246 193H248V192H246ZM104 194H106V193H103V195ZM170 194L174 195V197L177 194V195H179V198H180V196H181V198H183V197L187 198V200L189 199V201H191L192 203L185 206L184 203L183 204L180 203L182 200H180L179 202L176 201V203H175V198H174L175 204L173 206H170L171 205L170 202H173L172 201L173 198H171L172 200H170V196H169ZM248 194H250V193H248ZM90 195L92 198H89ZM104 196H106V195H104ZM104 196H103V198H104ZM245 196H247V195H245ZM101 197H102V195H101ZM114 197H115V195H114ZM171 197H173V196H171ZM248 197H249V195H248ZM100 198L98 199V201L100 200ZM103 198H101V199H103ZM109 198L110 197L108 195L107 201ZM221 198H222V196H221ZM50 199H52L53 202H50L51 201ZM233 199L235 200V198H233ZM248 199L249 198H247V201H248ZM169 200H170V202H169ZM215 200H217V201L219 200V204H218V206H216V208H212L213 206H211V205L213 204V202ZM224 200H225V198H224ZM211 201H213V202L210 205ZM187 202H185V204H187ZM235 202H237V201H235ZM123 203L124 204H122V205H125V207H128L130 209L134 208L135 206H138L140 204V202H134V201H132V204H130L128 202H127V204H126V202H123ZM226 203H227V200H226ZM226 203H223V204H226ZM230 203L232 204L233 202L231 201ZM249 203H251V202L249 201ZM249 203L247 202V205H249ZM227 204H226V209L229 206V204L228 205ZM235 204H236V206H235ZM235 204H234V206L237 207L238 204L237 203H235ZM216 205H217V203H216ZM222 206L220 208L224 209V207H222ZM232 206H233V204H232ZM242 206H243V204L242 205L240 204V206L237 207V208L240 207L239 211H238V209H236L235 211L236 212L238 211L239 213H241L240 210L245 209V206H243V207ZM235 207H232V208H235ZM262 207H263V204H262V206H260L261 209L258 212V216L260 214V218H261V221L263 223L262 225L264 226V207L263 208ZM249 208H250V206H249ZM251 208H250V210H251ZM111 209H112V207H111ZM192 209H193V207H192ZM213 209H215V210H213ZM229 209L226 212L230 211V213H231L232 209L231 210H229ZM244 211H246V210H244ZM244 211H243V213H245ZM219 212H218V215L220 214ZM221 212H223V210H221ZM226 212H224V213L226 214ZM236 212H234V213L236 214ZM52 213H56V215H58V217L55 216L56 218H53L54 215H52ZM192 213H193V216H192ZM206 213H208V212H206ZM225 214H223V215L225 216ZM231 214L235 215L233 213H231ZM231 214L228 213V215H230V216H228L226 214V218L230 217L231 220H233L234 218L232 219ZM28 217H30V218H28ZM206 217H207V215H206ZM206 217H204V218H206ZM215 217L217 218L219 216H217V214H216ZM212 218H213V215H212ZM222 219H224V217ZM221 222L225 223L224 220H222ZM199 223H201V226H199L200 225ZM223 223H221V224H223ZM228 224L231 225L232 227L235 226V225H232L230 223H228ZM75 225L72 226L73 229L74 228L76 229ZM82 225H85V226L83 227ZM92 225H91V227H92ZM224 225H226L228 227V225L226 223ZM218 226H220V225H217V229H216L217 231H218ZM128 227H129L128 228V234L135 236V235L140 233V231L138 232L137 230L131 228V226H128ZM88 229H91V228H88ZM52 231L54 232V235H55V233H57L55 230H52ZM91 232L94 233V234L88 235L89 237H91V239H93L94 241H97L96 239L100 240L102 232H100L101 233L100 234L99 231H93V229ZM104 233H107V232H104ZM110 235H111V233H110ZM235 235H237V236H235ZM93 240H92V243L90 244L91 248L93 250H97V249H99L98 246H103V248L105 250L107 249L106 251L111 253L114 257L111 258L110 255L109 256L107 255L108 253L106 254L105 257H107V256L110 257V258H108V257L107 258H108V260H110L112 262V264H124L125 262L130 263V260H131V262H133V260L137 259L134 256L123 255L125 259L129 260V262L127 260L126 261L124 260L125 262L122 260L124 263L122 261L120 262L121 258L117 259L116 258L117 254H115L114 251L109 250V248H112V247L108 243L104 242L105 243L104 245H100L96 242H93ZM20 246L25 248L24 251H16V248L20 247ZM160 249H162V248H160ZM154 250L158 251L157 248ZM220 250H221V252H220L221 255H219V253H218ZM245 250H246V248H245ZM12 251H15V253H13L15 256L11 258V257H9L10 256L9 252H12ZM101 251H102V249H101ZM250 251H251V246L249 245V253H250L249 255H252L251 253L253 251H251V252ZM138 253H141V252H138ZM223 253H227V254L225 255ZM7 256L11 259L10 260L6 259ZM20 258L18 257L16 259L20 260ZM251 258H253V257H250V260H251ZM8 260L10 262H8ZM20 261H22V260H20ZM16 262H18V261H16ZM23 263H24V260H23ZM23 263H21V264H23ZM253 264H255V263H253Z\"/></svg>",
    "mask_w": 264,
    "mask_h": 264
}]
</instances>
